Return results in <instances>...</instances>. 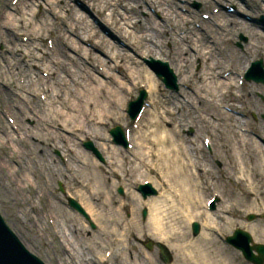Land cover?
<instances>
[{
	"label": "rangeland",
	"instance_id": "1",
	"mask_svg": "<svg viewBox=\"0 0 264 264\" xmlns=\"http://www.w3.org/2000/svg\"><path fill=\"white\" fill-rule=\"evenodd\" d=\"M103 1L104 0H99L100 3H103ZM154 1L155 0H123L120 2L122 4L121 6L119 4L107 6L104 10V16H100L96 8L94 6L92 7L94 4L92 0H60L58 4L56 0H0V168H3V165L5 166V168L0 169L2 173L0 174V182L3 181L7 186L6 191H4V188L0 185V214L25 247L41 258L46 264H63L65 262L68 264H90L91 262L93 263V260L96 261L94 255L97 256L98 253L101 254L102 247L104 248L109 243V238H106V234L104 233L105 222H95L92 219L96 229L91 230L84 218L67 205L66 199L68 196L75 198L83 207L84 204L87 201L90 202V200H87L84 193L76 191L71 176L72 171L67 170L70 166L72 168L74 167L77 169V174L81 177L83 176V172L80 171L79 162H66L65 160L66 154L71 156V153H73L70 150V146L68 148L69 151L63 149L65 153L61 149L66 141H68L66 144L69 145L73 140L82 152H90L92 153L90 155H94L90 149L85 148L83 145L84 142L90 141L104 159V157L107 158L110 155L109 152L105 151V148L99 150L96 146L100 143L104 144V142H97V140H94L93 137L91 138L87 134L75 135V132L70 127L72 125H65V121H68L69 116H71L70 112L69 114L65 112L62 120L59 119V121L53 123V126H50L55 134H59V137H47L45 134L47 130H44V128L48 126L43 124L42 119L43 117L47 118L46 115L48 112L46 110H51V108L60 109L59 102L61 99L49 101L47 104L48 106L42 107V101L47 103L43 99L44 94H42L43 97H41V93L34 94L20 87V85H24L27 79L26 74L29 72L32 77L35 75L42 77L44 86L52 83H65L68 87L72 86V88H75L72 85L73 82L70 80L69 75H66L61 70H57L54 75L47 76V70L45 68V66L48 67V65H53L51 62V55H54L53 53L55 52H61L60 50L64 44H66V42H62L64 39L56 36V29L63 31V33L60 32L63 34L61 37L69 35V37L78 40V34L66 30V28L70 26V21L65 19L67 10L63 6L64 2L70 3L69 6L80 9L81 13L88 17L100 33H103L106 37L111 39L112 37L119 40L121 39L123 43L127 45L128 42L130 43L132 41L130 40L127 42L122 39L113 23L109 19L107 20L106 16H109V12L112 9H116L120 14H124V10H122L123 4L128 6L132 5L136 11L135 14L130 15L132 17L131 20L136 21L137 18L148 19L152 21L158 29L164 28L163 30L166 31L164 38L162 39V35H160L158 39L162 40L163 47L169 50V57L160 58V61L167 62V65L171 67L175 79L174 85L176 86V90L166 87L150 69V62L157 59L150 56L142 58L138 54L134 55L132 51L128 50L127 52L129 55L134 56V60L138 62L141 67H145L153 73L158 84L157 90H159V97L161 99H168L169 106L172 105V102L177 103L174 97L180 98L182 101L184 108L175 115L176 118L180 119L179 127L175 128L178 126V123H174L173 120L170 119L171 116L168 117L166 115L163 124L166 128L174 129L183 136V140L182 138H175L177 143H182L183 141L184 147L192 149L193 152L186 155L185 162L189 158L196 160L197 158L194 156V152L197 153L196 156L199 158L198 169L193 170L191 167L192 171H197L198 174L201 172H208L209 174L207 175H211V178L205 174L200 177L202 192L208 194V197H215L211 203L208 201L206 205L209 212L216 215V211L218 210L217 204L220 202L219 200L221 197H224L225 200L227 199L226 203L233 204L232 211L223 210V214L221 213L219 218L215 219L220 227H222V231L216 233L221 244L233 249L236 257V264L252 263L246 261L240 251L235 250L234 247L226 243V236L230 235L235 229H245L251 234L254 243L264 244V238L256 239L255 236H257V233H253L251 229V226L255 227L256 225L264 227V218L261 216V214L264 213V208L261 207L260 202L256 203L257 207L253 210L247 208L250 199L247 197L246 193H250L249 188L244 186L243 182L237 184L234 178L235 176H233L232 172L228 169V166H233V163H238L237 159H240L239 156H235L234 149L237 146H229L226 150L221 146L226 140L233 143L232 140L234 139L242 144L247 142V140L239 135L241 131H237L238 129L231 130V128H226L225 124H221L218 120L216 121L219 117V111L214 109L211 105L210 109H206L207 104L203 103V101L198 98L200 96H210H206V91H208L206 87L201 89L198 88V91L197 85L203 83L202 73L213 70L210 69L214 64V62L211 61V57L210 60H204L203 57L200 58V68L194 75H192L195 65V60H193L194 56H192V60H188L189 55L192 53V49L190 48V44H192L190 43L191 40L194 43L192 44L193 48L196 49H204L206 47V49L209 50L207 47L211 46L212 58L218 53V56H216L218 62L222 63V65L228 64L226 65V69L229 71L235 70L240 66L242 68L243 64H248L255 59H261L263 61L264 69V26L260 23V18L264 17V0H161L160 6ZM110 2L113 1L111 0ZM229 7H233L234 11L230 13V17L241 21L245 27L249 26V28L256 29L258 31V37H253L243 26L238 28H231V26L220 28L221 26L216 25V23L214 24V22L221 21L220 14L222 12L228 13L226 11ZM8 13L15 17L14 21H6L4 17H6ZM114 14L119 20L120 18H118L116 11ZM203 16H208L209 18H203ZM21 19L24 20V23L28 22L31 25V30L34 31L31 33L33 37L42 36V38L30 41L28 33H26L18 23ZM40 23L41 25L37 26V24ZM45 27L47 30H52L54 33L42 31ZM240 34L246 37L247 42L240 40ZM217 36L221 39L219 37L216 39ZM56 37L58 41H56ZM196 37L200 41H196ZM238 41L241 42L242 47L236 45ZM25 43L34 44L37 48L31 51V45L24 46L26 45ZM78 43L81 47L90 49L93 53H102V47L96 44L95 38L79 40ZM199 44H202V46H199ZM169 46L171 47L169 48ZM130 48L134 51L132 44ZM66 50L69 57L83 56L82 52L77 51L76 47H69ZM178 50H180L181 57L179 72L178 69H174V64L170 63V59ZM30 51L31 54H36V52L39 53L38 57H40V59H34L37 66H29V63H27L32 59L31 56H29ZM42 52H45V57L40 56ZM237 55L242 56V60H239V56ZM232 60L235 61L232 62ZM128 66L132 67L130 64L127 65V67ZM25 71H27L25 73L26 76H24ZM109 72L116 74L123 82H127V88L130 91V94L129 92L127 94L129 100L136 98L142 89L145 90L146 97L144 99V104L145 107H148L150 92L145 85H134L133 82L126 81L120 71L109 70ZM237 72L241 74L243 69ZM182 74L184 79L185 77L188 78V82L182 80ZM94 75H97L99 79L103 81H108V79L100 73H94ZM236 79L237 78H235V82ZM81 83L83 84V80ZM207 84L210 85L208 80ZM233 85L235 88L230 93L238 98V101L234 104L236 107H240L242 113H244V115L242 114V120L244 121L241 122L243 123L241 126H246L254 134L264 139V84L254 81H244L242 86H238V84L236 85L235 83ZM76 87L80 89L79 85H76ZM66 98L72 99V97L68 96H66ZM186 99H189V101H186ZM129 100H127V103ZM127 103L125 105V110H123L127 119L125 121L126 123L122 125L121 122L114 121L113 123L107 124L102 129L101 134L103 136L108 137L109 130L113 126L119 125L124 131L125 126L132 125L133 121L126 113ZM193 106L195 107L193 108ZM40 108L44 110L41 111ZM184 110H188V114L182 115L184 114ZM22 111L26 114L25 116L20 114ZM63 111L65 110L63 109ZM224 113L230 115L232 119L233 112L231 110L225 111ZM19 115H21L20 118H18ZM8 118L14 120V123L8 122ZM24 125L30 129L28 133L29 137H24V135H22V128ZM64 126H66L67 129H65ZM189 127L193 128L191 133L188 132ZM18 136L23 137L25 142H18ZM184 137L186 139H184ZM205 137H208L213 142L211 150H207L203 145V138ZM13 138L17 141L14 142ZM109 142V140H106L105 144L109 145ZM3 143H7L9 146H4ZM132 144L133 143H131V148H128L130 150H124L125 154L121 153L128 160L134 159L132 157L134 145ZM251 147L252 146L247 143L245 146H238L236 149L245 153V162H247L248 168L250 169L248 174L254 179L253 187L255 193L264 197V170L261 169V166H264V159L258 162V159L250 158ZM11 149L18 150L20 156L17 158L14 155L8 157V154L11 153ZM119 149L123 151L122 147ZM92 157L104 165L105 159L101 162L96 156H91V158ZM216 162H218L219 165H217ZM125 166L123 169L129 168L127 165ZM104 168L103 166V171L105 170ZM151 176H155L154 172ZM134 178L135 176L133 174L124 182L121 194L118 193L120 185L112 188L111 191L118 197L124 198V200L130 202V199L127 197L128 187L130 188L129 191L131 190L138 195L136 190L138 185L136 184L131 188L132 185L130 184L132 183L131 180ZM136 178L140 180L143 178L148 182L147 179L149 176ZM58 183H61L64 193L59 191ZM141 183H143V181L138 184ZM150 184L153 186L151 181ZM154 188L156 189V187ZM15 195L22 199L31 197V200L27 202L26 205L21 204L19 206L18 202H15ZM139 197L138 195V198ZM237 197L240 198V206L237 205ZM258 204H260V206H258ZM143 207L142 205L138 207L136 215L137 221L135 224L139 233L146 229L144 224L146 220L141 216ZM23 213H26L27 216L25 215L24 217ZM249 213H254L256 216L253 222L247 220V214ZM124 215L127 219L131 217L129 213H125ZM30 218L33 222H30ZM214 218L215 216H213V219ZM193 220L199 223L201 230V219L196 218ZM122 224L115 226L117 231L121 232H116L113 236L121 235V238L127 242V247L124 249L125 252L123 251L127 260L126 264H132L133 261H131V259H133V257H137L136 259L140 264H174L176 262L175 251L173 248L171 250L168 245H166V242L158 240L165 244L171 255V261L169 263L163 262L158 248L154 245L157 239L151 238L148 234H145L147 231H142V237L137 239L135 231L129 227V224L127 222ZM126 224H128L129 230ZM101 227H103V229H101ZM133 228L135 229L134 225ZM186 230L192 235L191 223L188 224ZM62 231L67 234L66 238L68 243L65 242L61 244L59 242L57 234H61ZM150 239H152V248L147 249L145 246ZM64 245L69 253L63 250L65 248ZM97 245H101L102 247L97 248ZM119 247L121 246L119 245ZM135 249L138 252H136ZM126 254L129 255V257H127Z\"/></svg>",
	"mask_w": 264,
	"mask_h": 264
},
{
	"label": "bare ground",
	"instance_id": "2",
	"mask_svg": "<svg viewBox=\"0 0 264 264\" xmlns=\"http://www.w3.org/2000/svg\"><path fill=\"white\" fill-rule=\"evenodd\" d=\"M110 1L111 0H104L103 3H100L99 0H92L94 3L92 7L94 6L96 8V11L100 16H104V10L107 6L117 4L121 6L122 4L120 2L123 0ZM59 2L60 0H56L57 4ZM154 2L159 6L161 4V0H155ZM69 5L70 3L68 2L63 3V6L67 10L65 19L70 21V26H68L66 30L78 34V40L69 37V35L61 37L63 31L56 29V36L64 39L62 42H66V44H64L60 50L61 52H55L53 53L54 55H51V62L56 66L48 65V67L45 66V68L48 72V76L54 75L57 70H61L66 75H69L70 80L73 82L72 85L75 88H72V86L68 87L65 83H52L44 86L42 77L36 75L32 77L29 72L26 74L27 79L24 85H20V87L34 94L47 93L45 98L47 103L42 101V107L48 106L47 104L49 101L51 102L53 100L61 99L59 102L60 109L51 108V110H46L48 112L46 115L47 118L43 117L42 119L43 124L48 126L47 128H44V130H47L45 132L47 137H59V134H55L50 126H53L55 121H59V119L62 120L65 112L66 114H69L70 112L71 116L68 115L69 120L65 121V125H72L70 127L75 132V135L87 134L91 138L93 137L94 140H97V142H104V144L100 143L96 146L99 150L105 148L104 150L110 154L105 158L106 166L103 165L106 171H103V166L100 162L96 161L97 159L94 157L91 158V156H94L90 155L92 153L82 152L77 147L75 141L72 140V143L69 145L66 144L68 142L66 141L65 145H62L61 147L62 151L65 153L70 146V150L73 153H71V156L66 154V161L79 162L81 168L80 171L83 172V176L81 177L77 174L76 168H72L71 166L67 168V170L72 171L71 176L76 191L84 193L87 200H90V202L86 200L87 202L84 204V209L95 222H105L104 233L106 234V238H109V241H111L112 238L119 236L117 241L125 243L124 246L126 248L127 242L121 239V235L113 236L116 232H121L117 231L115 226L127 222L129 227L135 231L136 238L139 239L142 237L141 233L143 230L139 233L136 229V215L138 207L141 205L145 206L148 209L147 217L145 219L146 221L144 223L146 228L144 231H147L145 234H148L151 238L157 239L155 242L156 245H165L162 244L161 241H158L162 240L166 242V245H168L171 250L172 248L174 249L176 257V262L174 264H236V257L233 249H231V247H225L217 238L216 233L222 231V227H220L219 223L215 220L219 218L221 213L223 214V210L229 212L232 211L233 204L226 203L227 199L225 200L224 197H221L220 202L217 204L218 210L216 211V215H213V213H210L207 210V198L210 197H208V194L202 192V188L200 187V177L203 174L207 175L209 173L201 172L202 174L200 173V175L197 171H192L191 167L193 170L198 169L199 158L196 156L197 153L194 152L197 161L189 158L185 162L186 155L193 152L192 149L184 147L183 141L182 143H177L175 140L179 138H182L183 140V136L174 129L166 128L163 124L166 115L168 117L171 116L170 119L173 120L174 123H178V126L175 128L179 127L180 119L176 118L175 115L184 108L182 101L180 98L174 97L177 103L172 102V105L169 106L168 99H161L159 97V90H157L158 84L153 73L147 68L141 67V65L134 60V56L129 55L127 52L128 50L132 51L134 55L138 54L142 58L146 56L153 58L169 57V50H166L163 47L162 40L158 39L160 38V35H162L163 39L166 31L163 30L164 28L158 29L156 25L148 19L138 18L136 21L131 20L132 17L130 15L135 14L136 10L132 5L128 6L123 4L124 14H120L116 9H112L109 12V16L106 17L107 20L109 19L113 23L116 31L122 39L127 42L130 40L132 41L130 43L128 42L127 45L124 44L121 39L119 40L115 37H112L111 39L106 37L103 33H100L88 17L81 13L80 9ZM115 11L117 12L118 18H120L119 20L114 14ZM6 15L7 16L4 18L7 22L15 20V17L10 13ZM230 16V12H222L220 14L221 21L215 22L216 25L221 26L220 28H224L225 26L238 28L244 25L241 21L233 19ZM1 22L3 23L2 19ZM18 23L23 30L28 33L30 41L42 38V36L33 37L31 33L34 31L31 30V25L28 22L24 23V20L21 19ZM39 25H41V23L37 24V26ZM245 30H247L253 37H258V31L256 29L249 28L248 26L245 27ZM42 31L54 33L52 30H47L46 27L42 29ZM57 37L56 41H58ZM218 37L219 36H217L216 39H218ZM93 38H95L96 44L102 47V53H93L90 49L81 47L78 43L79 40H89ZM196 41L200 40L197 38ZM190 43L194 44L191 40ZM131 44L134 51L130 48ZM192 44H190L192 53L189 55V61L192 60L191 57L194 56L193 60H195L196 57H203L204 60H210L211 57V61L214 62L213 67L209 66L211 67L210 69L213 70L202 74L200 73L203 78V83L197 85V90L198 88L201 89L206 87L208 89V91H206V96L210 95L211 97L200 96L198 98L203 101V103L207 104L206 109H210L211 105L214 109L219 111V117L216 121L218 120L221 124H225V127L231 128V130L238 129L237 131H241L239 135L247 140V142L243 144L234 139L232 140L233 143L226 140L221 146L226 150L229 146H237L236 148H238V146H245L249 143L252 146L250 149V158L258 159L259 162L261 159H264V144L257 139L260 137L259 135L251 132L246 126H241L243 124L241 122L244 121L242 120V114L244 115V113H242L240 107H236L234 104L238 101V98L230 93V90L235 88L233 84H236L239 79L237 77L240 76V73L237 71L240 69L244 70L246 64H243L242 68L240 66L235 70H228L230 73H225L227 72L226 65L228 64L223 63L224 65H222V63L218 62V58L216 57L218 56V53H216V56L214 53V57L212 58L211 46L207 47L209 50H207L206 47L204 50L202 48H193ZM30 45L32 47L31 51L37 48L34 44H26L24 46ZM199 46H202V44H199ZM69 47H76L77 51L82 52L83 56L69 57L66 50ZM31 51L29 52V56H31L32 59L27 63H29V66H37L34 59H40V57H38L39 53L36 52L37 55L31 54ZM43 55L45 56V52H42L40 56L44 57ZM237 56H239V60H242V56ZM233 61L235 60H232V62ZM180 62V50H178L170 59V63L174 64V69H178V72L180 69ZM129 64L132 67H127ZM109 70L120 71L126 81H131L134 85H145L150 92L148 107L144 108L138 119L135 120L132 126L133 133L129 135V142L134 144V150L132 152L133 160H128L121 154L125 152L124 149L123 151L120 150V146L113 141H110L112 139H110L109 135L108 137H105L101 134L103 127L107 124L117 121L124 125L127 120L123 113L128 100V92L130 94L129 89L127 88V82H123L116 74L110 73ZM26 72L27 71L24 72V76H26ZM94 73L104 75L108 81L99 79ZM192 75H194V73ZM235 78H237L236 82ZM82 80L83 84L81 83ZM182 80L185 82L189 81L186 77ZM207 80L210 85L207 84ZM76 85H79L80 89H77ZM66 96L72 97V99L66 98ZM187 101H189V99H187ZM194 107L195 106H193V108ZM40 109L41 111L44 110L43 108ZM63 109L65 111H63ZM228 110L233 112L232 119L230 115L224 113ZM20 114L24 116L26 115L23 111L20 112ZM185 114H188V110H184V114L182 115ZM21 115H19L18 118H20ZM66 126H64L65 129H67ZM22 129V135H24V137H29V127L24 125ZM23 139L24 138L20 136L17 138L18 142H25ZM184 139L186 138L184 137ZM17 140L14 139V142ZM106 140L110 141L109 145L111 146L105 144ZM3 145L9 146L7 143H3ZM209 145L213 146L210 142ZM235 149V156H239L240 159L238 158V163H233V166H228V169L232 172L233 176H235L234 178L237 184L243 182V185L249 188L250 193H246L247 197L250 199L247 208L250 210L255 209L257 207V202H260L261 207L264 208V197L255 193L253 187L254 179L248 174L250 169L248 168L247 162H245V153L239 149ZM12 155L17 158L20 156V153L16 149H11V153L8 154V157ZM125 165L129 168L123 169ZM3 168H5L4 165ZM261 169L264 170V166L261 167ZM153 172L155 176H151L153 175ZM0 174L2 173L0 172ZM133 174L135 178L131 180L132 183L130 184L132 186L129 184L131 188L144 180L143 178L140 180L136 177L141 178L143 176H149L148 179L153 186L156 187L158 192H156L155 195H150L142 200L140 199L141 196L139 194L140 197L138 198V195L131 190L129 191L130 188H127L125 185L128 192L127 197L130 199L129 202L124 200V198L122 199L118 197L111 191L112 188L118 185L123 186L124 182ZM210 176L208 177L211 178ZM0 185L4 188V191H6L7 186L3 181L0 182ZM14 199L20 206L21 204L26 205L27 202L31 200V197L22 199L15 195ZM236 202L237 205H239V197H237ZM258 206H260V204H258ZM123 213H129V216H131L130 219L124 217L125 215ZM23 214L25 217L26 213ZM213 216H215L214 219ZM196 218L201 219L202 229L199 234L194 237L190 235L186 229L191 220ZM30 222H33L31 218ZM128 224H126V226L129 230ZM133 225L135 226V229L133 228ZM101 229H103V227H101ZM251 229L253 233H257V236H255L256 239L264 238V227L256 225L255 227L251 226ZM66 237L67 234L62 231L58 237L59 242L61 244H64L65 242L68 243ZM101 247V245H97V248ZM104 251L105 247H102V253ZM98 255L100 256L99 261L102 264H108L109 262L110 264L127 263L126 257L121 261L120 256H117L114 251H109L106 256L100 255V253H98ZM127 257H129V255H127ZM136 258L137 257H133L131 261H133L134 264H140Z\"/></svg>",
	"mask_w": 264,
	"mask_h": 264
},
{
	"label": "water",
	"instance_id": "3",
	"mask_svg": "<svg viewBox=\"0 0 264 264\" xmlns=\"http://www.w3.org/2000/svg\"><path fill=\"white\" fill-rule=\"evenodd\" d=\"M258 65V64H257ZM258 67V66H256ZM255 80H262L260 77H254ZM194 231L197 232V224L193 225ZM228 241L233 243L235 246L239 247L244 256L251 260L255 264H262L264 257V247L262 245H256L255 249L258 252V256L252 255L250 248L245 247V245L250 241V236L248 233L242 230H236L234 235L228 237ZM161 253L165 261L168 260L165 248L160 246ZM0 264H39L33 257L29 256L15 239L6 230L0 220Z\"/></svg>",
	"mask_w": 264,
	"mask_h": 264
}]
</instances>
